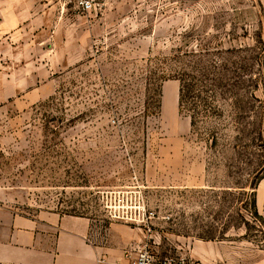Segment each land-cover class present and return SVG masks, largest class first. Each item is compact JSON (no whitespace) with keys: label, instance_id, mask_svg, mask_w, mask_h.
<instances>
[{"label":"rangeland","instance_id":"1","mask_svg":"<svg viewBox=\"0 0 264 264\" xmlns=\"http://www.w3.org/2000/svg\"><path fill=\"white\" fill-rule=\"evenodd\" d=\"M0 191L264 264V0H0Z\"/></svg>","mask_w":264,"mask_h":264},{"label":"crops","instance_id":"2","mask_svg":"<svg viewBox=\"0 0 264 264\" xmlns=\"http://www.w3.org/2000/svg\"><path fill=\"white\" fill-rule=\"evenodd\" d=\"M165 89L164 99L170 95ZM0 191V264H128L127 250L143 242L140 227L99 228L88 215L29 211Z\"/></svg>","mask_w":264,"mask_h":264},{"label":"built area","instance_id":"3","mask_svg":"<svg viewBox=\"0 0 264 264\" xmlns=\"http://www.w3.org/2000/svg\"><path fill=\"white\" fill-rule=\"evenodd\" d=\"M99 0H73L81 12H90L98 5ZM117 218L127 220V216L119 215ZM136 219V218H134ZM136 221V220H134ZM128 264H197L192 256L185 253L160 257L153 251L149 238L127 250Z\"/></svg>","mask_w":264,"mask_h":264},{"label":"trees","instance_id":"4","mask_svg":"<svg viewBox=\"0 0 264 264\" xmlns=\"http://www.w3.org/2000/svg\"><path fill=\"white\" fill-rule=\"evenodd\" d=\"M181 85H180V91H179V106L182 109L185 101V97L188 96L189 92L192 90L194 87V81L196 78V75L191 74V73H185L184 76L181 75L180 77ZM192 126L194 125V118L191 120ZM256 201H253V208H254V213L256 214Z\"/></svg>","mask_w":264,"mask_h":264}]
</instances>
